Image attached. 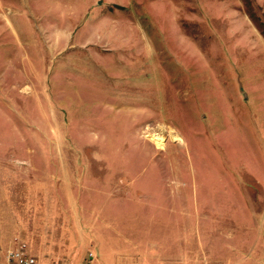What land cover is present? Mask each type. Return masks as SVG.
<instances>
[{
	"label": "rangeland",
	"instance_id": "rangeland-1",
	"mask_svg": "<svg viewBox=\"0 0 264 264\" xmlns=\"http://www.w3.org/2000/svg\"><path fill=\"white\" fill-rule=\"evenodd\" d=\"M0 161L65 196L80 264L141 262L143 232L100 224L115 197L185 208L188 249L257 239L264 0H0Z\"/></svg>",
	"mask_w": 264,
	"mask_h": 264
},
{
	"label": "crops",
	"instance_id": "crops-1",
	"mask_svg": "<svg viewBox=\"0 0 264 264\" xmlns=\"http://www.w3.org/2000/svg\"><path fill=\"white\" fill-rule=\"evenodd\" d=\"M42 182V177L36 174L32 176L19 168L17 162L7 164L0 161V264H17L10 263L7 254L20 243L27 245L28 254L36 259L35 264L81 263L84 254H81L78 243L79 256L75 259V248L69 239L71 232L69 222L64 220L63 212L59 209L63 203L60 200L65 196L60 197L52 183H48L43 194ZM66 198L69 199L68 196ZM114 199L116 201L109 204L115 205L116 211L114 213L107 211L111 208L105 204L101 210L104 215L100 224L117 235L139 231L145 234L146 245L138 246L137 250L138 254L144 256L141 262L137 260L135 264H187L186 257L190 258L191 264H197L196 257L202 251L215 252L225 257L224 261L228 264H264V230H257L258 238L256 239V236L253 241L239 240L231 246L212 243L205 250L202 246L188 249L186 241H181L182 236L186 239L185 208L159 205L157 213L147 211L146 214H139V205L133 203L125 205L117 201L119 198ZM153 206L148 204L149 208ZM168 224L177 233L174 239L162 235ZM219 227L218 224L212 226L216 229ZM71 230L74 231L73 228ZM250 231H253L251 227H242L243 233ZM153 233H157L156 236H153Z\"/></svg>",
	"mask_w": 264,
	"mask_h": 264
},
{
	"label": "built area",
	"instance_id": "built-area-1",
	"mask_svg": "<svg viewBox=\"0 0 264 264\" xmlns=\"http://www.w3.org/2000/svg\"><path fill=\"white\" fill-rule=\"evenodd\" d=\"M28 248L25 243H20L19 246L13 250H10L7 254V260L11 262H15L17 264H35L36 259L30 256L27 252ZM93 258V254L90 255ZM88 259L85 264H91L93 259ZM91 260V261H89Z\"/></svg>",
	"mask_w": 264,
	"mask_h": 264
}]
</instances>
